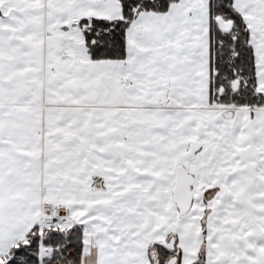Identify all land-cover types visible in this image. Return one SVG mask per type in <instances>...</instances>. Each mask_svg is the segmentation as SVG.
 <instances>
[{
    "label": "snow or ice",
    "instance_id": "snow-or-ice-1",
    "mask_svg": "<svg viewBox=\"0 0 264 264\" xmlns=\"http://www.w3.org/2000/svg\"><path fill=\"white\" fill-rule=\"evenodd\" d=\"M0 264H264V0H0Z\"/></svg>",
    "mask_w": 264,
    "mask_h": 264
}]
</instances>
